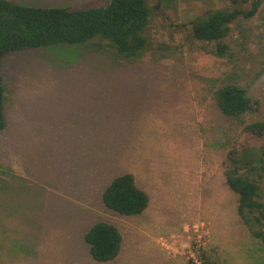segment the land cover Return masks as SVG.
<instances>
[{"label": "rangeland", "instance_id": "1", "mask_svg": "<svg viewBox=\"0 0 264 264\" xmlns=\"http://www.w3.org/2000/svg\"><path fill=\"white\" fill-rule=\"evenodd\" d=\"M110 2L19 4L98 8ZM148 3L160 9L151 12L143 32L148 48L134 58L86 43L28 49L4 60V264H163L151 255L155 246L167 264H191L199 237L209 264H264V244L245 239L249 232L237 212V195L224 177L231 148L258 167L262 158L264 138L244 128L264 119V4L253 18L232 25L226 38L232 56L219 58L182 25L230 7L229 0ZM229 82L259 102L241 120L222 116L214 98ZM258 171L252 173L255 180ZM126 173L150 196L149 208L138 216L118 215L103 199L111 182ZM98 223L114 225L122 235L113 261L99 262L90 254L85 235Z\"/></svg>", "mask_w": 264, "mask_h": 264}, {"label": "trees", "instance_id": "2", "mask_svg": "<svg viewBox=\"0 0 264 264\" xmlns=\"http://www.w3.org/2000/svg\"><path fill=\"white\" fill-rule=\"evenodd\" d=\"M230 7L207 11L188 24L192 37L219 58H230L232 50L226 38L232 25L240 19L253 18L264 0H229ZM148 0H111L98 8H42L0 0V131L6 127V88L3 62L12 53L55 45L93 43L107 46L123 58H134L148 48L143 32L149 26L150 14L159 10ZM213 45V48L208 46ZM214 98L222 116L241 120L256 110L245 87L229 82L219 86ZM257 138H264V119L244 128ZM259 167L248 154L236 147L226 154V185L237 195V212L250 233L264 244V145ZM254 169L257 180L253 179ZM106 207L121 216H138L150 206V196L141 189L131 173L116 177L104 192ZM92 257L99 262L115 260L122 249L123 238L118 228L108 223L94 225L85 235Z\"/></svg>", "mask_w": 264, "mask_h": 264}, {"label": "built area", "instance_id": "3", "mask_svg": "<svg viewBox=\"0 0 264 264\" xmlns=\"http://www.w3.org/2000/svg\"><path fill=\"white\" fill-rule=\"evenodd\" d=\"M205 244L206 243L202 239V237H199L196 241H194V245L192 246L190 251L191 264H209L203 252Z\"/></svg>", "mask_w": 264, "mask_h": 264}, {"label": "crops", "instance_id": "4", "mask_svg": "<svg viewBox=\"0 0 264 264\" xmlns=\"http://www.w3.org/2000/svg\"><path fill=\"white\" fill-rule=\"evenodd\" d=\"M10 1V0H9ZM30 0H12V2H17L18 4L19 3H22V2H29ZM22 5V4H21ZM6 108V107H5ZM248 229V228H247ZM248 232H249V234H247L246 235V237H245V239L246 240H248L249 242H254V241H257V238H255L251 233H250V231L248 230ZM144 233H146V232H144ZM146 237H148L149 235H148V233H146V234H144ZM148 238H150V239H152L153 240V238H152V236L150 235ZM154 241V240H153ZM154 244V243H153ZM212 246H213V242H212ZM219 246H220V243H219ZM90 251V250H89ZM153 251H154V257L156 258V259H158L159 260V262H161V263H163V264H167V262H168V259H167V257L165 256V255H163L162 254V252H160L159 251V249L155 246V248H154V250H151V255L153 256ZM91 254V253H90ZM220 257V255L219 256H217V258H219ZM224 260H226L225 258H223ZM228 259H230L231 261H232V263H233V260H232V258H231V256H230V258L228 257ZM0 264H4V262L3 261H0ZM36 264V263H35ZM37 264H40V262H38Z\"/></svg>", "mask_w": 264, "mask_h": 264}]
</instances>
